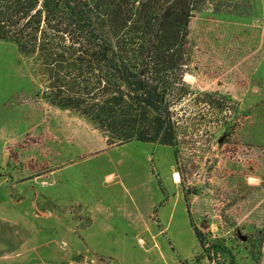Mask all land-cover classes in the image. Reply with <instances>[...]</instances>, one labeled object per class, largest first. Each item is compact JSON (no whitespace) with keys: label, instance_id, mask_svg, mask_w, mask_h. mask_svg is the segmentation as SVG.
<instances>
[{"label":"rangeland","instance_id":"1","mask_svg":"<svg viewBox=\"0 0 264 264\" xmlns=\"http://www.w3.org/2000/svg\"><path fill=\"white\" fill-rule=\"evenodd\" d=\"M188 49L196 101L177 106L188 122L177 145H109L97 123L45 98L36 56L0 40V205L54 227L56 260L212 264L196 259L192 218L239 264H264V0H199ZM47 242L40 232V251Z\"/></svg>","mask_w":264,"mask_h":264},{"label":"trees","instance_id":"2","mask_svg":"<svg viewBox=\"0 0 264 264\" xmlns=\"http://www.w3.org/2000/svg\"><path fill=\"white\" fill-rule=\"evenodd\" d=\"M198 2L0 0V40L36 56L45 98L97 123L109 145L175 146L188 125L177 106L196 101L185 75ZM190 223L202 250L198 262L239 264L225 238Z\"/></svg>","mask_w":264,"mask_h":264},{"label":"crops","instance_id":"3","mask_svg":"<svg viewBox=\"0 0 264 264\" xmlns=\"http://www.w3.org/2000/svg\"><path fill=\"white\" fill-rule=\"evenodd\" d=\"M103 203L98 200L94 204L103 208ZM103 212L110 214L109 211L101 209L97 215ZM98 221V217L94 219L96 227ZM53 230L54 227L40 229L39 217L35 211L22 210L8 216L6 208L0 205V264H63L61 260H56L55 251L50 248V232ZM40 232L45 234L48 240L46 248L42 251L39 248Z\"/></svg>","mask_w":264,"mask_h":264},{"label":"water","instance_id":"4","mask_svg":"<svg viewBox=\"0 0 264 264\" xmlns=\"http://www.w3.org/2000/svg\"><path fill=\"white\" fill-rule=\"evenodd\" d=\"M71 264H73V263H71Z\"/></svg>","mask_w":264,"mask_h":264}]
</instances>
